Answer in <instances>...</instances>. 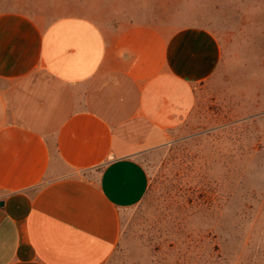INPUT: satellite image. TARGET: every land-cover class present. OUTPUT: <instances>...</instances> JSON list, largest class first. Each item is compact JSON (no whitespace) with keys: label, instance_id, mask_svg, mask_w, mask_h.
Masks as SVG:
<instances>
[{"label":"crops","instance_id":"obj_1","mask_svg":"<svg viewBox=\"0 0 264 264\" xmlns=\"http://www.w3.org/2000/svg\"><path fill=\"white\" fill-rule=\"evenodd\" d=\"M56 18L0 11V264H108L122 214L222 46L104 8Z\"/></svg>","mask_w":264,"mask_h":264},{"label":"rangeland","instance_id":"obj_2","mask_svg":"<svg viewBox=\"0 0 264 264\" xmlns=\"http://www.w3.org/2000/svg\"><path fill=\"white\" fill-rule=\"evenodd\" d=\"M98 7L206 28L222 46L167 140L138 154L149 189L122 214L108 264H264V0H0V11L47 18Z\"/></svg>","mask_w":264,"mask_h":264},{"label":"water","instance_id":"obj_3","mask_svg":"<svg viewBox=\"0 0 264 264\" xmlns=\"http://www.w3.org/2000/svg\"><path fill=\"white\" fill-rule=\"evenodd\" d=\"M3 205V203L0 202V207Z\"/></svg>","mask_w":264,"mask_h":264}]
</instances>
